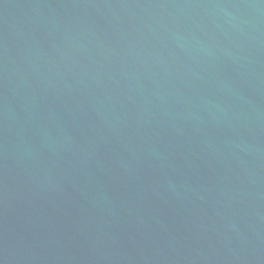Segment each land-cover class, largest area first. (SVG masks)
Here are the masks:
<instances>
[{"label": "water", "instance_id": "obj_1", "mask_svg": "<svg viewBox=\"0 0 264 264\" xmlns=\"http://www.w3.org/2000/svg\"><path fill=\"white\" fill-rule=\"evenodd\" d=\"M0 264H264V0H0Z\"/></svg>", "mask_w": 264, "mask_h": 264}]
</instances>
